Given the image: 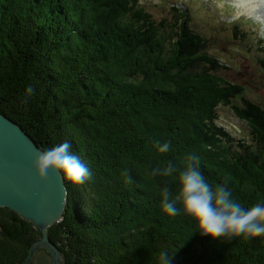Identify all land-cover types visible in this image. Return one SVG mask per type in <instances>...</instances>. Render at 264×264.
<instances>
[{
  "label": "trees",
  "instance_id": "trees-1",
  "mask_svg": "<svg viewBox=\"0 0 264 264\" xmlns=\"http://www.w3.org/2000/svg\"><path fill=\"white\" fill-rule=\"evenodd\" d=\"M172 9V22L158 23L137 0H0V111L43 149L69 142L90 173L67 182L64 220L49 230L65 264H158L161 250L171 264H264V236H192L190 218L162 211L160 192L175 191L190 154L245 208L264 200V109L237 108L251 129L238 141L217 124V106L230 103L220 98L244 87L220 76L228 68L208 51L214 34ZM169 162L172 177L151 175ZM40 238L0 209V264H25Z\"/></svg>",
  "mask_w": 264,
  "mask_h": 264
},
{
  "label": "clouds",
  "instance_id": "clouds-1",
  "mask_svg": "<svg viewBox=\"0 0 264 264\" xmlns=\"http://www.w3.org/2000/svg\"><path fill=\"white\" fill-rule=\"evenodd\" d=\"M26 91L31 96L34 88L29 86ZM158 147L161 153H166L171 149V142ZM70 149L71 144L65 141L38 151L32 162V172L37 179L46 183L50 174L55 173L70 184L84 183L90 176L89 170ZM199 162L197 155H188L184 170L179 172L175 191L168 186L162 188V211L169 216L182 212L190 218L194 223L192 236L199 234L201 238L225 242L238 237L264 236V200L245 208L233 199L231 190L224 185L213 187L199 170ZM176 171L169 162L164 168H154L151 175L172 177ZM173 256L167 250H161L158 264H171Z\"/></svg>",
  "mask_w": 264,
  "mask_h": 264
},
{
  "label": "water",
  "instance_id": "water-1",
  "mask_svg": "<svg viewBox=\"0 0 264 264\" xmlns=\"http://www.w3.org/2000/svg\"><path fill=\"white\" fill-rule=\"evenodd\" d=\"M42 149L20 124L0 111V208L19 214L41 233L25 264H31L41 249L51 256L52 264H65L64 253L48 230L64 220L69 187L61 175L52 173L42 183L32 172L33 158Z\"/></svg>",
  "mask_w": 264,
  "mask_h": 264
},
{
  "label": "rangeland",
  "instance_id": "rangeland-1",
  "mask_svg": "<svg viewBox=\"0 0 264 264\" xmlns=\"http://www.w3.org/2000/svg\"><path fill=\"white\" fill-rule=\"evenodd\" d=\"M175 1L176 0H141L140 5H143L145 10L150 12L157 21L166 18L171 21L170 18L175 16L173 15L174 12L171 10L172 4ZM217 1L218 2L215 5L213 4L214 1L211 3L215 6V8L212 7V13L217 10V13L223 21H230L233 20L234 16L235 18L241 16L238 15V10L236 15L230 17L229 12L222 11L226 4V0ZM194 11H196V9H194ZM242 11L245 12V10ZM196 14L199 16V21L194 22V29H200L201 32H204L207 29V31L215 34L214 39L210 42V48L208 51L228 68V70L223 69L220 71V76H223L228 81L238 84V86L241 85L244 87V93H233V98L230 99L220 98L223 100V103L227 104L226 100L230 101V103L227 105L221 103L217 106V114L220 118L219 125L226 127L229 132L232 131L234 136H236L235 131H244L248 137L251 129L247 122L244 121V119L235 111L238 107L244 106L245 100L257 104L261 110L264 109V69L261 68V64L257 62V59L255 58L259 55L257 52L258 47L252 38L246 37L243 40L237 41L236 37L233 36L232 31L225 30V32H223L220 27L214 28L211 24H208L207 16L198 11ZM197 20L198 18L195 21ZM261 31H264V27ZM245 32H247V29H245ZM213 33H210V35ZM177 57H181V55H177ZM238 93L240 96L236 98ZM257 141L258 140L253 143L252 151L254 153L256 151L255 146ZM32 264H52L51 256L45 249H41L34 256Z\"/></svg>",
  "mask_w": 264,
  "mask_h": 264
},
{
  "label": "bare ground",
  "instance_id": "bare-ground-1",
  "mask_svg": "<svg viewBox=\"0 0 264 264\" xmlns=\"http://www.w3.org/2000/svg\"><path fill=\"white\" fill-rule=\"evenodd\" d=\"M236 2L245 12L253 11L264 19V0H237Z\"/></svg>",
  "mask_w": 264,
  "mask_h": 264
}]
</instances>
